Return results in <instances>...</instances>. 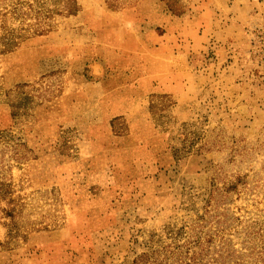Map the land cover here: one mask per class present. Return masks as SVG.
Returning a JSON list of instances; mask_svg holds the SVG:
<instances>
[{"label":"rangeland","instance_id":"rangeland-1","mask_svg":"<svg viewBox=\"0 0 264 264\" xmlns=\"http://www.w3.org/2000/svg\"><path fill=\"white\" fill-rule=\"evenodd\" d=\"M142 255L264 264V0H0V264Z\"/></svg>","mask_w":264,"mask_h":264},{"label":"trees","instance_id":"trees-1","mask_svg":"<svg viewBox=\"0 0 264 264\" xmlns=\"http://www.w3.org/2000/svg\"><path fill=\"white\" fill-rule=\"evenodd\" d=\"M197 243H198V242H197ZM197 243H196V244H197ZM229 255H230V254L227 253V256H229ZM142 257H143V255L140 256L138 259H136V260L134 261L133 264H151V263H149V260H147V259H142ZM191 258H193V256H192ZM199 259H200V258H199ZM196 261H197V260H196ZM197 262H199V261H197ZM215 262H216V260L213 261L212 264H215Z\"/></svg>","mask_w":264,"mask_h":264}]
</instances>
